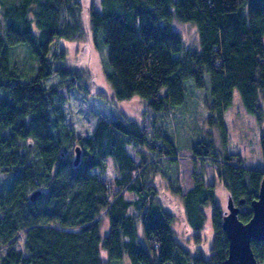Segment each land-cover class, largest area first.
I'll return each mask as SVG.
<instances>
[{
    "label": "trees",
    "instance_id": "16d2710c",
    "mask_svg": "<svg viewBox=\"0 0 264 264\" xmlns=\"http://www.w3.org/2000/svg\"><path fill=\"white\" fill-rule=\"evenodd\" d=\"M0 17V264H116L125 256L130 264H226L225 210L215 185L201 165L183 191L176 142L156 122L185 104L190 87L199 91L220 148L212 134L203 135L191 145L192 157L214 165L247 222L264 178V129L263 164L247 167L227 152L224 116L238 91L246 111L264 124V0H101L98 9L83 0H0ZM174 21L196 26L198 47L186 45ZM85 26L104 51L114 98L146 100L150 130L123 115L100 118L89 134L66 123L63 105L77 75L56 67L52 46L78 39ZM21 44L36 72L13 62ZM54 74L59 80L51 84ZM144 147L151 156L137 163L130 149ZM108 158L116 167L113 186L101 178ZM157 176L181 197L192 230L204 228L211 208L208 255L191 253L176 238L175 216L157 197ZM251 246L264 262V240Z\"/></svg>",
    "mask_w": 264,
    "mask_h": 264
},
{
    "label": "rangeland",
    "instance_id": "374dc122",
    "mask_svg": "<svg viewBox=\"0 0 264 264\" xmlns=\"http://www.w3.org/2000/svg\"><path fill=\"white\" fill-rule=\"evenodd\" d=\"M8 1L4 0L6 3ZM83 3L86 6L93 5L98 9L101 0H83ZM86 11L85 19L87 22ZM1 26L2 20L0 17V30ZM173 26L180 32L187 46H199L198 33L194 24L174 21ZM52 50L56 54L54 60L56 67L63 65L77 75V77L74 76L75 86L67 91V100L63 105L65 120L69 126H72L80 134H89L100 118L114 119L123 115L147 130L152 128L154 115L147 108L146 100L138 96L122 101L114 98L113 90L107 80L104 51L96 48L87 26H85L81 37L76 40H55ZM59 58L62 59L61 62H57ZM12 59L13 62L27 72L37 71L38 66L35 59L25 44L14 48ZM58 80L57 74L49 78L51 84L56 83ZM189 89L190 94L185 104L174 112L168 113L167 122L158 119L156 127L160 129L165 127V132L168 135L172 134L176 142L179 160V184L183 191H186L192 185V172L198 170V167L202 165L207 181L215 185L217 200L226 211L228 192L221 183L214 165L208 161L202 164L201 160L197 159L196 161L192 157L190 147L203 135L206 137L212 134L218 148H220V139L216 131L205 124L207 112L201 99H199V91H194L192 87ZM224 117L229 136L227 152L240 156L241 163L244 166L261 167L263 158L260 148V135L264 129V124L258 123L255 117L246 111L238 91L234 92L233 103L225 112ZM163 122H165V125ZM138 149V151L130 149V153L135 157L137 163L145 158H150L151 155L147 148ZM116 174L115 164L111 158H108L107 168L101 174V178L113 186ZM155 180L159 188L157 195L159 201L164 209L175 216L173 229L178 241L193 254L208 255L211 250L213 234L209 217L211 208L207 207L205 209L208 217L204 228L194 231L186 223L181 197L167 188V181L162 177L157 176ZM126 194L131 198V194ZM102 226L104 230L107 229L106 216L102 218ZM22 243L23 237L19 236L16 246L21 248ZM4 251L5 248H0V256ZM116 264H130V261L125 256ZM259 264H264V262Z\"/></svg>",
    "mask_w": 264,
    "mask_h": 264
},
{
    "label": "water",
    "instance_id": "95a60500",
    "mask_svg": "<svg viewBox=\"0 0 264 264\" xmlns=\"http://www.w3.org/2000/svg\"><path fill=\"white\" fill-rule=\"evenodd\" d=\"M79 156L80 148L77 146L75 163L78 162ZM39 192L35 191L31 198L34 199ZM241 202L243 203V200ZM252 210V217L247 222L241 221L238 217L240 208L228 197L222 223L229 244L226 264H259L251 242L264 240V178L261 181L258 198L252 202Z\"/></svg>",
    "mask_w": 264,
    "mask_h": 264
}]
</instances>
